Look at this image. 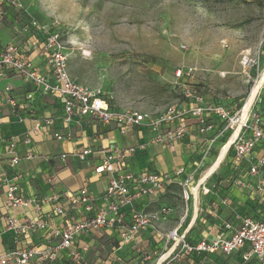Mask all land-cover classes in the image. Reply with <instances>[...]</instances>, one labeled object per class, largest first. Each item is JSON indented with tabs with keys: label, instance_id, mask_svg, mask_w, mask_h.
Segmentation results:
<instances>
[{
	"label": "built area",
	"instance_id": "obj_1",
	"mask_svg": "<svg viewBox=\"0 0 264 264\" xmlns=\"http://www.w3.org/2000/svg\"><path fill=\"white\" fill-rule=\"evenodd\" d=\"M4 5L16 10L23 9L20 0H0V22L5 15ZM24 12L25 21L14 27L15 37L4 43L0 37V81L9 72L12 77L29 86L30 89L23 93V105L32 102L36 93L54 96L60 100L64 110L62 124L68 125V121L74 117H88L96 123L113 125L119 134H125L132 128H148L156 132L154 137L158 143L176 142L184 138L186 133V127L182 123L184 117H193L198 123L200 133L212 128L213 124L209 121L211 118L223 122L219 135L228 128L232 130L237 111L231 112L230 107L222 103L209 102L192 90L185 93V97L190 100L186 107L172 106L155 117L145 111L112 107L100 88L93 89L70 75L67 66L68 48L61 38L57 23H41L32 18L26 10ZM24 38L32 51L44 57L45 70L34 65L29 55L21 49ZM13 89L10 82L5 83L0 89V106L7 103L14 110L19 106ZM1 122L0 117V124ZM163 124L174 126L159 133ZM33 125L32 130L37 132L43 127L52 126V119H35ZM70 137L69 132L52 133L55 140H68ZM22 141L28 145L24 154L25 159L31 160L40 155L36 152L35 143L28 132L23 134ZM0 144L3 146L2 156L8 157L9 165L13 169L11 172H0V187L7 208L4 217L5 227L13 231L15 240L28 232L37 231H41L45 238L40 244L10 247L4 253H0V264H54L59 257L69 264H109L105 260L91 262L89 259L91 248L86 238L91 234L101 233L103 229L118 231L121 244L132 243L141 231L153 230L164 243L161 252L155 256L151 264L167 252H169L167 257L160 264L179 261L184 255L218 254L225 257L235 253H240L241 264H264V209L260 216L244 215L240 216L237 224L224 223L223 228L227 234L209 240L199 239L194 243L187 240L179 225L170 230L160 227L159 221L164 219L167 207L145 211L143 200L147 197H157L173 183L181 187L182 198L190 200L191 178L201 168L205 161L204 156L193 163L192 173L188 175L182 165L176 166L171 173L150 171L135 173L126 169L124 160L137 148L141 149L142 144L130 145L127 148L104 146L103 155L93 170L96 175L108 173L110 177L98 198L86 185L76 194L54 191L39 198H26L22 196L18 184L21 174L14 169L22 160L16 154L17 139L14 136L6 138L0 135ZM257 145H264V121L260 113L251 108L225 158L234 165H238L239 162L245 163L248 176L254 178V185L251 188L255 191L256 197L253 201L255 204L264 205V173L261 174V171H264V154L254 153ZM91 153V148L87 147L76 155L79 160L84 161ZM58 157L65 161L67 155L62 153ZM43 158L46 161L51 160L50 156L44 155ZM55 179L56 174L52 171L47 181L53 182ZM236 184L244 188L250 185L241 179L236 180ZM208 191L209 188L205 194ZM42 202L51 203L52 217L58 215L66 220L63 226L53 225L52 217H40ZM223 202H226V199ZM30 205L34 207L36 214L34 217L23 212ZM13 209L23 210V213L17 217ZM70 212H75L77 217L70 216ZM146 257V260L150 259L149 256Z\"/></svg>",
	"mask_w": 264,
	"mask_h": 264
},
{
	"label": "rangeland",
	"instance_id": "obj_2",
	"mask_svg": "<svg viewBox=\"0 0 264 264\" xmlns=\"http://www.w3.org/2000/svg\"><path fill=\"white\" fill-rule=\"evenodd\" d=\"M20 2L23 9L12 18L24 20L26 10L41 23L56 22L68 48L70 75L100 88L112 107L155 117L172 106L186 107L190 100L185 93L192 90L236 112L264 70V0ZM261 89L252 109L264 121V85ZM189 118H183L184 126ZM231 132L228 128L221 134L217 148L210 150L213 157ZM229 164L224 158L223 176L232 169ZM171 191L167 198L181 204L179 186ZM201 218L207 220L206 214ZM199 228L200 220L195 229L201 232ZM211 259L207 264H236L226 256Z\"/></svg>",
	"mask_w": 264,
	"mask_h": 264
},
{
	"label": "crops",
	"instance_id": "obj_3",
	"mask_svg": "<svg viewBox=\"0 0 264 264\" xmlns=\"http://www.w3.org/2000/svg\"><path fill=\"white\" fill-rule=\"evenodd\" d=\"M4 9L5 15L0 22V37L3 43L9 42L15 37L14 27L25 20L18 22L16 18H12L14 13H16V9L7 5H4ZM22 42L21 49L29 55L32 63L45 70L44 57L36 51H32L30 45L26 42V38ZM7 82L13 85L14 89L12 92L19 102V106L15 110L7 103L0 106V117L2 118L0 135L6 138L14 136L17 139L16 154L22 160L14 169L21 174L18 184L23 197L39 198L50 195L54 191L76 194L80 188L86 185L98 198L104 191L105 184L110 177L108 173L96 175L93 170V167L99 163L103 155L102 147L104 146L127 148L130 145L142 144L143 147L141 149L137 148L135 152L124 160L126 169L135 173L146 171L171 173L176 166L182 165L186 168V174L188 175L192 173L195 161L204 156L205 161L202 165L206 164L205 170L207 165L219 153L218 151L214 157L211 155V148L216 149L219 140L221 141L222 139L218 132L223 126V122L216 120V118L209 120L213 124L210 130L200 133L197 121L190 117L186 120V122L189 121V124L185 126L186 133L184 138L176 142L158 143L154 137L156 132L148 128H132L125 134H119L113 125L96 123L88 117H74L68 121V125L62 124L61 119L64 110L58 98L36 93L32 102H26L23 105V93L30 89L29 86L21 80L12 77L9 72L1 79L0 89ZM43 118H51L52 126L43 127L41 130L34 132L32 130L34 120ZM168 127L173 126L169 124L161 125L159 133L165 131ZM54 131H60L62 134L69 132L71 137L68 140H55L52 138ZM25 132L30 134L31 139L35 143L36 152L40 153L38 157L31 160L24 158L25 151L28 149V145L22 141ZM210 136L212 139H208ZM87 147L91 148L92 153L84 161L79 160L76 153L83 151ZM2 151L3 146L0 144V172H11L13 169L9 165L8 157L2 156ZM62 153L67 155L65 161L60 160L58 157ZM254 153L256 155L264 154V145H257ZM44 155L50 156L51 160L46 161L43 158ZM212 157L213 159L210 160ZM221 165L222 163L220 162L215 172L208 175L204 180V187L209 188L207 194H203L200 188L196 195L192 194L191 199L186 201L182 198L179 184L173 183L157 197L144 199L145 211L167 207L168 211L165 212L164 219L159 221L160 227L170 230L179 225L180 231L185 233L187 240L192 243L199 239L209 240L225 233L227 234L224 230L225 228H223L224 223L237 224L240 216H260L264 205L255 204L253 201L256 197L255 191L251 188L254 185V178L248 176L245 163L239 162L238 165L230 163L229 165L232 166V169L224 176L221 174L222 170L220 171ZM52 171L53 173L55 172L56 179L53 182H48L47 177L51 175ZM263 173L264 171H261V174ZM198 175H193L192 182L195 185L201 176L197 178ZM207 179H212L211 185L208 184ZM238 179L246 181L250 185L246 188L239 184L237 185L236 180ZM224 185L227 186L224 187ZM173 186H179L180 188L178 197L181 204L175 203L177 198H167V193H172L171 188ZM224 199H226V202H223ZM51 210V203L42 202L40 217L51 218ZM22 211L13 209V213L17 217L23 212L31 217L36 215L32 205ZM6 213L7 208L5 207L2 188L0 187V253L9 250L10 247H25L44 242L45 238L41 231L28 232L25 236H19L15 240L13 231L5 227L4 217ZM204 213L207 216V220L201 218ZM70 216L77 217V214L70 212ZM51 219L53 225L63 226L66 222L63 217L58 215L53 216ZM199 220L202 225V228H199V230H202L201 232L195 229ZM86 240L91 248L90 261L101 262L105 260L109 264H151L155 256L161 252L164 243L158 239L153 230L149 229L138 233L130 244H121L118 231L112 229H103L101 233L91 234ZM146 256H149L150 259L146 260ZM213 256H218V254L184 255L179 261H167L164 264H207L211 262ZM226 258L233 259L236 264H241L240 253L228 255ZM54 264L69 263L59 257Z\"/></svg>",
	"mask_w": 264,
	"mask_h": 264
},
{
	"label": "bare ground",
	"instance_id": "obj_4",
	"mask_svg": "<svg viewBox=\"0 0 264 264\" xmlns=\"http://www.w3.org/2000/svg\"><path fill=\"white\" fill-rule=\"evenodd\" d=\"M264 85V70L261 71V74L256 79L254 85L252 86L251 93L247 97L246 101H244L241 104V107L237 110L236 113V122L232 125V132L228 135V138L226 139V142L222 143V145L219 146V153L214 159V161L207 165V168L202 172L200 178L196 181L197 184L195 185L193 181V175L191 178V186L190 191L192 194H197L198 189H202V193L205 194L207 191V188L204 187V180L207 178L208 175H211L215 172V170L218 168V165L220 162L224 160L227 150L229 146L233 143V141L237 138V134L239 133L243 123L246 121V118L248 117V114L251 110V108L255 105L254 100L257 96V94L262 90L261 88ZM222 160V161H221ZM169 252L165 253L159 260L155 261L153 264H160L164 258L167 257Z\"/></svg>",
	"mask_w": 264,
	"mask_h": 264
}]
</instances>
